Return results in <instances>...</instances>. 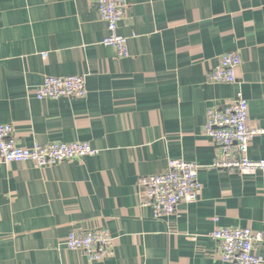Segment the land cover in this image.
Instances as JSON below:
<instances>
[{
    "label": "crops",
    "instance_id": "crops-1",
    "mask_svg": "<svg viewBox=\"0 0 264 264\" xmlns=\"http://www.w3.org/2000/svg\"><path fill=\"white\" fill-rule=\"evenodd\" d=\"M107 34L97 0H0V122L24 148L79 141L96 151L47 167L0 157V264H229L211 234L264 231V173L216 168L205 126L210 108L241 93L249 126L264 130V0H127L128 57L102 44ZM231 52L242 59L237 82H210ZM75 75L84 98L37 99L45 78ZM249 157L264 159V134ZM170 160L197 165L203 188L157 217L139 179ZM100 229L112 256L67 248L70 234Z\"/></svg>",
    "mask_w": 264,
    "mask_h": 264
},
{
    "label": "built area",
    "instance_id": "built-area-1",
    "mask_svg": "<svg viewBox=\"0 0 264 264\" xmlns=\"http://www.w3.org/2000/svg\"><path fill=\"white\" fill-rule=\"evenodd\" d=\"M98 11L107 25L108 34L102 44L115 50L119 58L129 56V39L121 34L125 20L127 0H97ZM242 64L239 53L225 54L220 65L211 70L209 81L218 84H234ZM87 94L86 79L82 75L65 78L47 77L36 90L38 100L59 98H84ZM206 134L218 148L215 167L230 173H264V159L249 157V147L256 134L249 126V104L239 93L228 104L208 110ZM96 151L88 142L35 144L21 147L13 127L0 122V157L2 162H32L37 167H47L59 162L82 160ZM199 168L184 160H170L168 172L139 179L144 190L145 205L153 207L155 216H170L181 203H193L199 199L202 183L198 179ZM217 222L218 219H215ZM212 238L220 243V258L229 264H264V255L258 249L264 247V231L250 228H216ZM70 250L85 252L91 261H100L113 255L114 240L106 229L91 230L85 234L72 233L66 240Z\"/></svg>",
    "mask_w": 264,
    "mask_h": 264
}]
</instances>
